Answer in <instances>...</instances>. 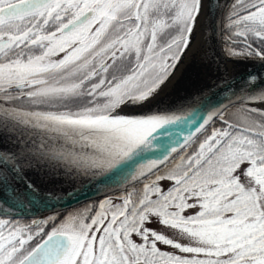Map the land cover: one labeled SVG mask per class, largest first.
<instances>
[{
	"label": "snow or ice",
	"instance_id": "snow-or-ice-1",
	"mask_svg": "<svg viewBox=\"0 0 264 264\" xmlns=\"http://www.w3.org/2000/svg\"><path fill=\"white\" fill-rule=\"evenodd\" d=\"M218 6L225 61L264 60V0ZM208 9L209 0H0V112L44 133L32 148L0 151V188L31 169L79 182L130 168L63 219L0 215V264H264V77L189 131L207 91L164 111L150 103L208 41Z\"/></svg>",
	"mask_w": 264,
	"mask_h": 264
},
{
	"label": "water",
	"instance_id": "water-1",
	"mask_svg": "<svg viewBox=\"0 0 264 264\" xmlns=\"http://www.w3.org/2000/svg\"><path fill=\"white\" fill-rule=\"evenodd\" d=\"M225 3L226 0L223 2L216 0L215 3L213 0H209V9L205 21L208 26V44L210 52L213 54L211 56L215 60L213 63L214 75L207 87L192 94H198L200 91H207L208 93L202 100L197 112L193 114L194 123L186 127L185 131L196 127L211 109L229 103L243 92L251 94L256 86H249L250 76L264 77V60L240 59L226 62L221 54L222 42L219 35V22L223 9L218 5ZM230 63H240V66L231 70ZM226 67L229 71L227 78H225ZM181 99L180 94H178L171 100V104ZM169 106L156 110L164 111ZM1 141L0 151L12 153L19 152L23 148L36 146L23 145L24 143L18 142V140L3 139ZM129 171V166L124 165L102 176L92 179L85 178L76 182L66 176L62 169L56 172H51L45 168L28 170L24 177L16 180L14 188L6 190L0 188V215H6L10 218L39 219L43 215L62 211L84 201L104 196L109 189H114L124 183ZM116 191L119 190L116 189ZM50 193H57L59 198H50Z\"/></svg>",
	"mask_w": 264,
	"mask_h": 264
},
{
	"label": "bare ground",
	"instance_id": "bare-ground-1",
	"mask_svg": "<svg viewBox=\"0 0 264 264\" xmlns=\"http://www.w3.org/2000/svg\"><path fill=\"white\" fill-rule=\"evenodd\" d=\"M220 1L223 2L225 0ZM204 27L208 29L206 21H204ZM210 53L208 41L205 42L202 38L201 46L192 49L190 54L184 57L177 67L172 70L170 78L158 89L157 94L150 101L153 108L159 109L169 106L171 100L178 94H180L181 100H183L197 90L207 87L214 75V64L212 62L214 58L210 56ZM239 66L240 63H230L229 65L231 70ZM140 107V105L130 106L132 110H137ZM43 135V131L34 127L30 122L24 123L21 118L16 117L10 112H0V142L3 139H11L12 141L18 140V142H23V145H38ZM49 214L41 216L40 219L45 218ZM11 219L33 220L37 218Z\"/></svg>",
	"mask_w": 264,
	"mask_h": 264
},
{
	"label": "rangeland",
	"instance_id": "rangeland-1",
	"mask_svg": "<svg viewBox=\"0 0 264 264\" xmlns=\"http://www.w3.org/2000/svg\"><path fill=\"white\" fill-rule=\"evenodd\" d=\"M228 2H229V0H226V3H228ZM226 3H225V4H226ZM223 11H224V10H223ZM223 11H222V14H223ZM221 19H222V15H221ZM221 42H222V40H221ZM210 56H211V54H210ZM164 83H165V82H164ZM164 83H163V84H164ZM161 86H162V85H161ZM161 86H160V87H161ZM130 106H131V105H124V106H122V107H123L125 110H127V111H135V110H132V109L130 108ZM155 110H156V109H155ZM117 111H120V109H118ZM161 183H165V182H161ZM142 187H143L142 184L139 185V188H140L141 190H142ZM117 194H119V195H123L124 193L117 191ZM102 198H103V196H102V197H99V198L90 199V200L84 201V202H82V203H80V204H78V205H76V206H74V207L67 208V209L62 210V211H57V212L51 213V214H49V215H56V214H59V215H60V219H63V217L67 214L68 211H71V210H73V209L80 208V207L86 205V203L88 204V203H90V202L97 201V200H100V199H102ZM49 215H48V216H49ZM45 218H46V217H45ZM18 220L29 221V220H25V219H18ZM150 226L153 227V228H155V229H157V230H159V231H161L164 235L168 236V237L171 238V239H176V240H179V241H181V242H186V241L183 240V237L181 236V234H180L177 230L164 228V227H162V226H160V225H158V224H152V225H150ZM162 247H163V246H162Z\"/></svg>",
	"mask_w": 264,
	"mask_h": 264
},
{
	"label": "trees",
	"instance_id": "trees-1",
	"mask_svg": "<svg viewBox=\"0 0 264 264\" xmlns=\"http://www.w3.org/2000/svg\"><path fill=\"white\" fill-rule=\"evenodd\" d=\"M222 16H223V14H222ZM222 20V19H221ZM83 102V100H79V101H75V103H82ZM199 135V134H198ZM197 147H198V145H197ZM87 204V203H86Z\"/></svg>",
	"mask_w": 264,
	"mask_h": 264
},
{
	"label": "flooded vegetation",
	"instance_id": "flooded-vegetation-1",
	"mask_svg": "<svg viewBox=\"0 0 264 264\" xmlns=\"http://www.w3.org/2000/svg\"><path fill=\"white\" fill-rule=\"evenodd\" d=\"M30 221V220H29Z\"/></svg>",
	"mask_w": 264,
	"mask_h": 264
}]
</instances>
